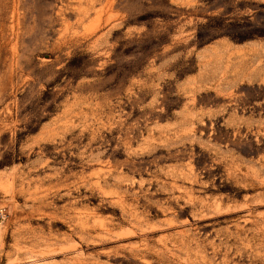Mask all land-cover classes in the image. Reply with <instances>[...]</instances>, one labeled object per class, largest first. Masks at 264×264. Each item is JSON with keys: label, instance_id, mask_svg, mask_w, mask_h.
Instances as JSON below:
<instances>
[{"label": "rangeland", "instance_id": "obj_1", "mask_svg": "<svg viewBox=\"0 0 264 264\" xmlns=\"http://www.w3.org/2000/svg\"><path fill=\"white\" fill-rule=\"evenodd\" d=\"M0 264H264V0H0Z\"/></svg>", "mask_w": 264, "mask_h": 264}, {"label": "built area", "instance_id": "obj_2", "mask_svg": "<svg viewBox=\"0 0 264 264\" xmlns=\"http://www.w3.org/2000/svg\"><path fill=\"white\" fill-rule=\"evenodd\" d=\"M5 217H6V212H5L4 209H1V210H0V218H1L2 220H4Z\"/></svg>", "mask_w": 264, "mask_h": 264}]
</instances>
